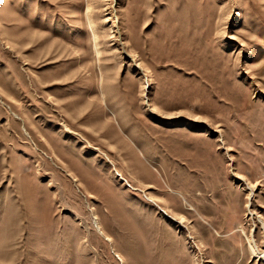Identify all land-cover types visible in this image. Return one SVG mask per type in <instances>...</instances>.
Here are the masks:
<instances>
[{
  "label": "rangeland",
  "instance_id": "1",
  "mask_svg": "<svg viewBox=\"0 0 264 264\" xmlns=\"http://www.w3.org/2000/svg\"><path fill=\"white\" fill-rule=\"evenodd\" d=\"M260 254L264 0H0V264Z\"/></svg>",
  "mask_w": 264,
  "mask_h": 264
},
{
  "label": "bare ground",
  "instance_id": "2",
  "mask_svg": "<svg viewBox=\"0 0 264 264\" xmlns=\"http://www.w3.org/2000/svg\"><path fill=\"white\" fill-rule=\"evenodd\" d=\"M254 242H256V241H254ZM255 245H256V244H255ZM251 247H252V248H255V246H254V244H253V243L251 244ZM256 253H257V252H255V251H252V254H253V256H255L254 254H256ZM258 254H259V253H258ZM255 257H256V256H255ZM259 257H263V258H264L263 254H262V255L260 254V256H259ZM260 259H261V258H260Z\"/></svg>",
  "mask_w": 264,
  "mask_h": 264
}]
</instances>
